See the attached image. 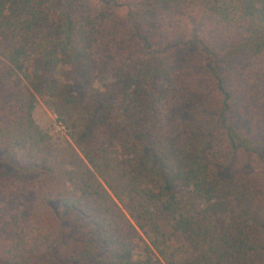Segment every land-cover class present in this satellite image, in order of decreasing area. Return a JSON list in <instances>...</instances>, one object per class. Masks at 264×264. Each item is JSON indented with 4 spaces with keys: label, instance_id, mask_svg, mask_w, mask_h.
<instances>
[{
    "label": "trees",
    "instance_id": "obj_1",
    "mask_svg": "<svg viewBox=\"0 0 264 264\" xmlns=\"http://www.w3.org/2000/svg\"><path fill=\"white\" fill-rule=\"evenodd\" d=\"M2 154L0 264H264V0H0Z\"/></svg>",
    "mask_w": 264,
    "mask_h": 264
},
{
    "label": "rangeland",
    "instance_id": "obj_2",
    "mask_svg": "<svg viewBox=\"0 0 264 264\" xmlns=\"http://www.w3.org/2000/svg\"><path fill=\"white\" fill-rule=\"evenodd\" d=\"M222 3V1L220 2ZM222 24V23H220ZM223 25V24H222ZM228 26V25H226ZM229 28L227 29H222L220 30V38H222V41H227V34H229L228 32ZM221 41V42H222ZM221 46V49L224 51L227 47V45L221 44L219 43L217 46ZM222 62L225 63L228 68L230 70L236 71L237 74H242L244 75L246 73V71L248 70V68L251 67V63L249 58L246 55H240V56H235V57H224L222 59ZM93 84V82H92ZM102 84L103 82L100 81H95L93 84V87L98 90L102 88ZM34 118L36 120V122L39 124V126L50 136L52 137V141H60V140H64L67 138V130L65 125L58 120V116L55 114V112L53 111L52 108H50L49 106H47L45 104V102L43 100H39L35 111H34ZM236 118L239 120V122H243L245 123L244 119H241L239 116H236ZM68 139V138H67ZM1 159H0V171H5L7 174L9 175H14L16 176L18 174V167L20 166H24L27 161L23 158L20 157L19 155H16L12 158L9 159H2L3 154L0 155ZM143 239L145 241V243H147L150 246V240L147 236H145L144 234H142ZM175 248L177 247V249H180L183 251L184 247L182 246L181 242L179 243H174ZM143 247L142 243H140L137 246V249L135 251L136 254V259H141L143 256ZM152 247V246H151ZM183 248V249H182ZM153 251L155 252V255L157 257H160L163 259L162 254L152 248ZM166 250V254H167V258L174 260L177 258H180L181 255H175L173 258L170 257L171 254V250L170 249H165ZM183 255V253H182ZM163 262L165 264H168L166 262V260L163 259Z\"/></svg>",
    "mask_w": 264,
    "mask_h": 264
}]
</instances>
